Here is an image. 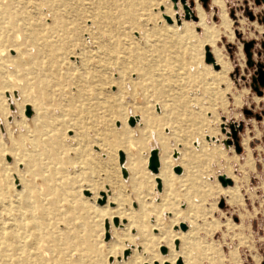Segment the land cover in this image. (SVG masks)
Wrapping results in <instances>:
<instances>
[{
    "label": "rangeland",
    "instance_id": "1",
    "mask_svg": "<svg viewBox=\"0 0 264 264\" xmlns=\"http://www.w3.org/2000/svg\"><path fill=\"white\" fill-rule=\"evenodd\" d=\"M196 3L206 12L205 25L192 19L177 25L172 0H0V11L10 4L9 21L21 25L19 32L5 30L0 17V231L12 234L11 244L0 248V264H38L45 253H58L62 238L71 244L67 260L87 254L93 264H144L151 252L169 264H264V235L250 228L253 217L264 225V193L258 187L255 203L246 204L243 170L253 159L249 151L242 163L243 129L237 130L240 152L225 141L231 124L250 126L246 115L255 124L256 115L264 120V87L258 95L251 86L264 63L258 44L264 26L248 15L261 10L254 0H222L219 8L211 0L206 7ZM220 8L225 32L216 29ZM109 36L108 46L98 48ZM253 39L250 66L244 43ZM206 46L212 57L217 50L224 55L223 67L205 61ZM20 59L22 68L13 63ZM144 113L153 120L145 129ZM152 148L159 150V172L162 156L168 161L165 176L158 175L160 192L148 169ZM132 159L135 184L134 167H123ZM219 175L231 186L223 187ZM168 177L176 179L173 185ZM225 189L238 191L235 202ZM22 193L30 195L39 226L21 215ZM54 200L61 210L69 202L85 210L94 205L102 216L90 212L86 220L78 211L67 215L76 220L66 225L58 210L43 214ZM115 209L120 214L109 218Z\"/></svg>",
    "mask_w": 264,
    "mask_h": 264
},
{
    "label": "bare ground",
    "instance_id": "2",
    "mask_svg": "<svg viewBox=\"0 0 264 264\" xmlns=\"http://www.w3.org/2000/svg\"><path fill=\"white\" fill-rule=\"evenodd\" d=\"M213 3H215V4H217V5H219V7H220V5H221V3H222V0H213ZM9 6H10V4H6V5H4V6H1L2 7V9H1V11H0V17H4L7 21H6V25H5V27H4V29L6 30V29H14V30H16L15 32H19V28L21 27V25L19 26L18 24H13L12 22H11V20L9 21V19H10V15H11V13H9ZM202 6V5H201ZM178 7H179V5H178ZM203 7V6H202ZM23 8V7H22ZM42 8V7H41ZM174 9V8H173ZM46 10V9H45ZM175 10V9H174ZM194 10H195V16L197 17V20L195 21V22H199V23H203L204 25H205V18H206V16H205V14H206V12L200 7V4L199 3H196V0L194 1ZM176 11V13H177V11L178 10H175ZM220 11H221V8H220ZM22 12H24L23 10H22ZM93 15V14H92ZM46 16H48V15H46ZM164 16H168V15H166V14H164L163 15V18L165 19V17ZM43 17V16H42ZM170 19H171V22H167L168 24H172L173 23V20H172V18L170 17V16H168ZM220 17H221V22L217 25V27H216V29L218 30V31H227V29H228V21H227V17H226V13L225 12H223V9H222V11H221V15H220ZM41 18V17H40ZM174 18H175V20H176V24L177 25H181V23H182V20H186V19H182L181 20V22L178 24L177 23V19H176V17H175V15H174ZM166 20V19H165ZM18 26H19V28H18ZM214 29V28H213ZM90 32V31H89ZM205 32H207L208 34H210L211 32L212 33H214V31L213 30H207L206 31V29H205ZM18 37V36H17ZM112 37H110L109 36V38H108V40H106V41H102L100 44H98V48H104V47H106V46H108V42H109V40L111 39ZM17 39V38H16ZM19 48V47H18ZM74 48V47H73ZM5 49H1L0 48V56H2L4 53H5V51H4ZM212 50V49H211ZM32 51V50H31ZM213 52V51H212ZM215 53V54H214ZM213 55H214V63L213 64H217V65H221L222 67L226 64V59L224 58V55L219 51V50H217L216 52H213ZM18 56L19 55H17V57L16 58H18ZM13 63H14V65L16 66V67H18V68H22L23 67V65H24V62L20 59V61H13ZM97 63V62H96ZM213 64H210V65H213ZM57 67H58V69H61V66L60 65H57ZM191 68V67H190ZM214 69H216V68H214ZM218 69V68H217ZM65 105V104H64ZM86 114H87V112H86ZM37 115V113L36 112H34V116H36ZM143 115V116H142ZM141 115V117H140V119L142 120V123H143V128L145 129V128H147L148 126H150V123H152L153 122V120H152V118H150L148 115H146L145 113L144 114H142ZM31 116V115H30ZM30 116H28V117H30ZM136 119V118H135ZM128 133H126V135H127ZM157 138L158 139H160L159 138V135H157ZM159 142H160V140H159ZM73 145H74V142H73ZM194 146H197V144L195 143L194 144ZM129 148H130V150L132 151L133 150V146L132 145H130L129 146ZM73 150V149H72ZM65 152V151H64ZM130 154H132V153H130ZM130 154H128V157H129V155ZM176 155V156H175ZM173 156H174V158H176L177 156H178V153L177 152H175L174 151V153H173ZM158 158H159V150H158ZM167 157L165 156V155H163L162 156V158H161V161H162V167H161V171L159 172V168H160V160H159V168H158V171H157V173H153L151 170V172L153 173V174H155V182H156V178H159L160 179V177L158 176V175H162V176H165V171H166V169H167V162H166V159ZM123 167H128V168H133L131 171H130V173H131V182H134V184L136 183V182H139V180H137V174H138V171L136 172V167H137V162H136V159H132L131 160V163H126V164H124L123 165ZM175 167V166H174ZM180 167V166H179ZM181 168V167H180ZM123 170H125L124 168H123ZM182 170V169H181ZM126 171V170H125ZM174 171V170H173ZM177 174H181V173H177ZM228 177V176H227ZM169 179H168V181H170L171 182V185H173V181H175L176 179H172V178H170V177H168ZM143 181V180H142ZM160 181H161V179H160ZM157 183V182H156ZM138 185V184H137ZM227 186H231V185H227ZM227 186H223V187H227ZM158 190V189H157ZM162 190V181H161V189L160 190H158L159 192ZM22 191H25V187L23 186V188H22V190H21V192ZM226 194H228V195H230L231 196V202H235L236 200H235V198H237L238 197V195H237V190L236 189H225V191H224ZM19 193L17 192V193H15V195L17 196ZM23 194V201H22V203L20 204V207L18 208L19 210H20V213H21V215L24 217V216H27L26 218L27 219H29L30 220V218H32L33 220L32 221H34V223H35V225L36 226H39V224H42L43 223V221L42 220H40V219H36V218H34V216H33V211H34V207L30 204L31 203V200H30V195L28 196V194H26V193H22ZM102 196H103V198H104V194H102ZM114 200H117V197L116 196H114L113 195V197H112ZM234 199V200H233ZM1 200V199H0ZM100 200V199H99ZM105 200V199H104ZM68 202V201H67ZM107 202V201H106ZM103 204H105V203H103ZM103 204H100L99 203V205H103ZM50 208V210L49 209H47V210H45L44 211V216H50L51 214H53V211L54 210H58L59 211V213H57L56 215L58 216V220H62V221H64L65 222V224L66 225H68V224H74V222H75V220H76V218H71V217H67V215H75L76 216V213L78 212V211H80L81 213H82V215H83V217H84V219H86V220H88L87 219V217L89 218L90 217V212L91 213H93V214H98V215H101L102 216V214L100 213V211H99V209L97 208V206H94V205H92V207L91 208H89L88 210H85L80 204H71L70 202H69V204L67 203L66 204V206L61 210V209H57L56 208V204H55V200L53 201V203H52V206H50L49 207ZM55 213V212H54ZM116 213H118V214H120V212L118 211V210H114V211H112V212H110L108 215H109V218L112 216V215H114V214H116ZM113 219H117V221H118V226H119V220H118V218L117 217H113L112 218V223H113ZM36 220H39V221H36ZM22 221V220H21ZM108 223L109 224V222L108 221H105V223ZM126 221L125 220H122V223H125ZM135 222V218H134V216H130L129 217V223L130 224H132V223H134ZM55 223H57V219H56V222ZM85 222L83 221V220H81V224L83 225ZM181 224V223H180ZM1 225V224H0ZM109 226H110V224H109ZM117 226V227H118ZM180 227V226H179ZM156 229V228H155ZM187 230V229H186ZM186 230H184L183 232H185ZM182 231V230H181ZM70 235H68L69 237L68 238H74V236H72L73 234H71V233H69ZM11 236H12V234H11V232H9V231H7V230H5L4 228L3 229H1V231H0V248L1 249H3V250H5V247L6 246H9V244H11ZM188 236V235H187ZM186 236V237H187ZM160 238V237H159ZM63 240V238L61 239V241ZM175 240H177V239H175ZM175 240H174V243H175ZM59 242V244L57 245V247L59 248V251H58V253L55 255H48V254H46L45 253V255H47L46 256V259H44L43 261H40V263H38V264H93V262H88V256H87V254H85V255H80L79 253L77 254V258H75V259H71V260H67L66 258H65V252L68 250L69 251V247H70V245H68V246H66V245H64V244H62V242ZM76 245H74V249H76V247H75ZM126 250H128V249H126ZM124 252H125V250H124ZM124 252H123V258L125 259L126 257H127V255L126 256H124ZM37 259H39V258H37ZM144 259H147V258H144ZM40 260V259H39ZM178 260H180V259H178ZM178 260H177V262H178ZM173 261V260H172ZM97 262L98 261H96V264H97ZM177 262H176V264H177ZM133 264V263H132ZM135 264V263H134ZM144 264H169L167 261H164V259L162 258V257H160L159 255H158V253H155V252H151L150 253V256L148 257V262L147 263H144Z\"/></svg>",
    "mask_w": 264,
    "mask_h": 264
},
{
    "label": "water",
    "instance_id": "3",
    "mask_svg": "<svg viewBox=\"0 0 264 264\" xmlns=\"http://www.w3.org/2000/svg\"><path fill=\"white\" fill-rule=\"evenodd\" d=\"M201 1V5L203 7H206L207 5V1L208 0H200ZM173 2V8L175 10H179V7H178V2L181 4V7H182V10H183V13H176L175 14V17L177 19V23L179 24L182 20V18L188 20V19H192L194 21L197 20V17L195 16V14L192 12V9H191V6L193 5L194 6V0H192L189 4L187 2V0H172ZM254 3L256 5H263L264 6V0H254ZM248 15H249V18L250 19H253V15L251 12H248ZM166 21L167 22H171V19L168 17V16H164ZM260 21H263L264 22V16H262L261 20ZM254 45V41L253 40H249L247 42L244 43V52H245V55L247 57V64L248 65H252V61H251V56H252V52H251V48L253 47ZM262 47H264V41L262 42ZM260 53V52H259ZM258 53V54H259ZM264 54V53H263ZM205 61L207 63H214V58L212 57V54L208 48V46L205 47ZM213 67L214 68H218V65L217 64H213ZM254 76L251 78V81H252V84H253V88L254 90L256 91V93L258 95H261L262 94V90L259 89V87H264V63L262 62H259L257 64V69L254 71ZM244 112L246 114H251V111L250 110H244ZM25 114L27 116H30L31 115V110L29 108V106L26 107V111H25ZM257 118H259V115H256ZM135 118L134 117H130L128 119V124L130 126H133L135 124ZM243 127V125L240 123L237 128H235V126L233 124L230 125V132H228V136H230L231 138L228 139V140H225L227 144H233L234 147H235V150L236 152H240L242 147L240 146L239 144V137H238V131L237 130H241ZM123 162V155L122 153L120 154V163ZM158 168H159V158H158V149L157 148H152L150 150V155H149V158H148V169H150L153 173H157L158 171ZM174 172L176 173H181V168L179 166H175L173 168ZM123 173L125 174L126 171L123 170ZM218 179L220 180L222 186H226V185H231L232 184V180L227 177V176H224V175H219L218 176ZM156 182H157V189L160 190L161 189V181L159 178H156ZM98 203L100 204H103L104 203V198L98 200ZM222 205V202L221 204ZM113 224L115 226H118V221L117 219H113ZM180 229L182 231L186 230V224L184 222H182L180 224ZM105 237L104 239L107 240L109 238V224L106 222L105 223ZM177 240H175V244L177 245ZM160 250L162 253L165 252V246H160ZM128 254V250H125L124 252V256H126ZM177 264H181V261L178 260Z\"/></svg>",
    "mask_w": 264,
    "mask_h": 264
},
{
    "label": "crops",
    "instance_id": "4",
    "mask_svg": "<svg viewBox=\"0 0 264 264\" xmlns=\"http://www.w3.org/2000/svg\"><path fill=\"white\" fill-rule=\"evenodd\" d=\"M212 1L213 0H211V3H212ZM213 5H215L219 8V5H217L215 3ZM263 8H264L263 5H259V10H261L260 13H262V14H263ZM246 116L247 117L245 119V124L247 125L246 121H249L250 126H248V127L243 126L244 128H242V129H243V132L245 134V136L243 138L249 137V139H248L246 145L243 143V138L241 139V144H242V147L244 149V158H243L242 163L244 162L245 158L248 156V153L250 151L251 157L253 159V164H252V167L249 165L244 166L243 171H246V173L248 175H247V180H245L243 192L245 194V199H247V201H248V203H246V204L252 206L256 201L255 198L258 196V194H257L258 187L262 188V190H263L262 192L264 193V187H263L264 184L260 183V185H258L259 181H260V177L261 176L264 177V124H262V123H264V120L260 119V117L259 118L256 117V119H258V120L253 119V121H256V124H255L252 122V120H251L252 118L248 117V115H246ZM258 123H261V125H259ZM256 178L258 179V183L254 184L253 182H256V180H255ZM250 228L253 232H257V234L262 233L264 235V230H263L264 225L262 227L259 221L254 220V217H253V220H251V222H250ZM261 250H262L261 255H263L262 258H264V248L261 247ZM250 257H251V259H253L252 256H250ZM252 263L255 264L253 261H252Z\"/></svg>",
    "mask_w": 264,
    "mask_h": 264
},
{
    "label": "built area",
    "instance_id": "5",
    "mask_svg": "<svg viewBox=\"0 0 264 264\" xmlns=\"http://www.w3.org/2000/svg\"><path fill=\"white\" fill-rule=\"evenodd\" d=\"M251 13H252V15H253V18L254 19H256L257 21L258 20H261V18H262V16H264V8H263V14L262 13H260V11H258V12H256V13H254V11L252 12L251 11ZM259 18V19H258ZM253 19V20H254ZM262 24H263V26H264V22L263 21H260ZM261 35H262V37H263V39H261L260 41H259V45H260V47H262V42L264 41V31L261 33ZM253 41H254V39H253ZM254 43L255 44H257V42H256V40L254 41ZM254 56V53L252 54V56L251 57H253ZM252 61V60H251ZM252 63H253V61H252ZM252 82V81H251ZM251 86L253 87V84L251 83Z\"/></svg>",
    "mask_w": 264,
    "mask_h": 264
}]
</instances>
